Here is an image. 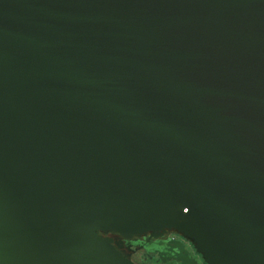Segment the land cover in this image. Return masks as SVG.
<instances>
[{
    "label": "water",
    "instance_id": "obj_1",
    "mask_svg": "<svg viewBox=\"0 0 264 264\" xmlns=\"http://www.w3.org/2000/svg\"><path fill=\"white\" fill-rule=\"evenodd\" d=\"M264 264V0H0V264Z\"/></svg>",
    "mask_w": 264,
    "mask_h": 264
},
{
    "label": "flooded vegetation",
    "instance_id": "obj_2",
    "mask_svg": "<svg viewBox=\"0 0 264 264\" xmlns=\"http://www.w3.org/2000/svg\"><path fill=\"white\" fill-rule=\"evenodd\" d=\"M170 238L180 240L183 244H185V247L188 249L189 254L190 256H192V258L197 260L199 264H205L203 260L201 259V255L196 253L191 243L187 240L184 241L181 235L174 233L170 235ZM133 251L135 252L134 259L138 263H141L143 261V262H148V264H181L180 261L178 262L176 261V258H170L169 260L163 261L159 257V253H155V254L151 253L152 258H150V257H145V254H147V251L144 249L138 250L137 248L134 247Z\"/></svg>",
    "mask_w": 264,
    "mask_h": 264
}]
</instances>
